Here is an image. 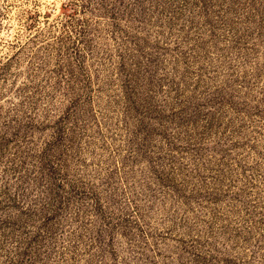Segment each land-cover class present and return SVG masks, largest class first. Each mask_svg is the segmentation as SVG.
Returning a JSON list of instances; mask_svg holds the SVG:
<instances>
[{"label": "rangeland", "instance_id": "1", "mask_svg": "<svg viewBox=\"0 0 264 264\" xmlns=\"http://www.w3.org/2000/svg\"><path fill=\"white\" fill-rule=\"evenodd\" d=\"M0 264H264V0H0Z\"/></svg>", "mask_w": 264, "mask_h": 264}]
</instances>
